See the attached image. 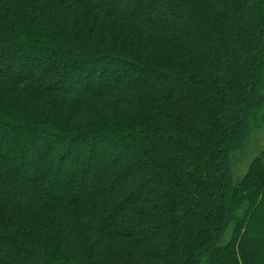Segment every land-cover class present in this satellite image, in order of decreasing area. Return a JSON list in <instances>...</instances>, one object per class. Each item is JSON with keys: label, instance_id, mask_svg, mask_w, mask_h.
Returning a JSON list of instances; mask_svg holds the SVG:
<instances>
[{"label": "trees", "instance_id": "obj_1", "mask_svg": "<svg viewBox=\"0 0 264 264\" xmlns=\"http://www.w3.org/2000/svg\"><path fill=\"white\" fill-rule=\"evenodd\" d=\"M264 0H0V264H264Z\"/></svg>", "mask_w": 264, "mask_h": 264}, {"label": "rangeland", "instance_id": "obj_2", "mask_svg": "<svg viewBox=\"0 0 264 264\" xmlns=\"http://www.w3.org/2000/svg\"><path fill=\"white\" fill-rule=\"evenodd\" d=\"M264 147V132L262 129L252 128L243 146L229 156L230 175L233 180L243 177L251 162Z\"/></svg>", "mask_w": 264, "mask_h": 264}]
</instances>
